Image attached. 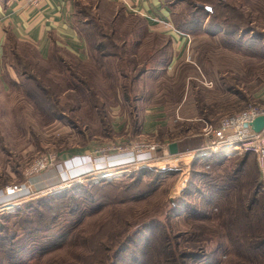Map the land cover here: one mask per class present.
<instances>
[{"label": "rangeland", "instance_id": "obj_1", "mask_svg": "<svg viewBox=\"0 0 264 264\" xmlns=\"http://www.w3.org/2000/svg\"><path fill=\"white\" fill-rule=\"evenodd\" d=\"M222 1L237 12L219 0H168L179 24L202 27L205 6L213 4L208 25L250 19L254 29L224 40L194 34L173 69L167 68L168 39L148 32L142 16L104 0H76L74 24L89 49L85 60L61 53L64 61H43L33 58L30 43H7L2 76L9 89L0 91V225L6 228L0 230V264H9L8 245L24 242L48 245L40 258L24 252L20 264H264L256 153L232 154L234 147L230 158L192 154L205 143L193 136L203 120L217 124L251 105L264 106V97L255 96L264 93V0ZM75 77L82 85L72 88ZM158 107L160 133L142 132L146 109L155 114ZM173 141L182 152L170 154L167 142ZM88 143L94 147L84 152ZM47 153L57 161L27 174ZM121 155L127 160L116 161ZM86 159L94 166L89 170ZM12 184L25 188L7 195ZM82 184L74 197L53 195Z\"/></svg>", "mask_w": 264, "mask_h": 264}, {"label": "crops", "instance_id": "obj_2", "mask_svg": "<svg viewBox=\"0 0 264 264\" xmlns=\"http://www.w3.org/2000/svg\"><path fill=\"white\" fill-rule=\"evenodd\" d=\"M109 4L120 6L126 12L137 14L145 19L148 32L164 35L171 45V55L168 56L167 68L173 69L178 59L191 47L194 34L179 29L176 26L173 9L167 0H104ZM76 0H0V91L9 89L7 80L2 76L4 46L11 33L20 41L33 44L44 59H49L54 53H66L81 60L88 56L89 49L86 42L74 24ZM220 29L216 34H220ZM191 50V48H190ZM255 96L262 99L264 93L256 92ZM117 108V109H116ZM114 110H118L116 107ZM146 109L145 118L141 122L142 132H159L162 121L157 119L161 108ZM159 110V111H158ZM148 111L149 114L148 115ZM162 112V111H161ZM202 131L193 136L202 135L205 140L202 145L192 150L196 152L208 146L210 137L204 134L206 122L213 123L210 119L203 120ZM116 129L115 122L112 123ZM160 133V132H159ZM170 142H167V147ZM84 152L90 151L94 145L91 143L84 146ZM180 147V144H179ZM181 148V147H180ZM179 148V149H180ZM182 152L179 150V153ZM168 154V153H165ZM126 155L116 156L115 160L126 159ZM87 160V159H86ZM127 160V159H126ZM88 165L84 170L92 167V161L87 160ZM96 165L100 166L99 163ZM83 170V169H81ZM1 199V198H0Z\"/></svg>", "mask_w": 264, "mask_h": 264}, {"label": "built area", "instance_id": "obj_3", "mask_svg": "<svg viewBox=\"0 0 264 264\" xmlns=\"http://www.w3.org/2000/svg\"><path fill=\"white\" fill-rule=\"evenodd\" d=\"M264 116V106L255 104L239 112L222 117L217 124L206 122L204 134L210 137L207 147L192 152L195 156H210L218 151L226 155L228 149L240 146L232 154H239L243 151H253L257 155L259 170L261 173L264 189V127L260 132L255 131L250 123L258 116ZM151 148H155L152 145ZM55 153H47L36 159L27 169V174L37 173L57 161ZM23 184H12L6 188L7 195H18L23 192Z\"/></svg>", "mask_w": 264, "mask_h": 264}, {"label": "trees", "instance_id": "obj_4", "mask_svg": "<svg viewBox=\"0 0 264 264\" xmlns=\"http://www.w3.org/2000/svg\"><path fill=\"white\" fill-rule=\"evenodd\" d=\"M167 2H168V0H167ZM219 2H220L221 5H225L223 7H226V6L227 7H230L233 11H236L237 12V7L235 5H232L230 3L225 4L224 1H222V0H219ZM168 3L171 6V3L170 2H168ZM75 8H76L75 9V15H76V12H77V3H75ZM171 8H172V6H171ZM205 8L209 12L207 13L206 18L204 19V21L201 22V23H198V25H200L202 27H198V26L197 27H192V26L191 27L190 26L188 27V26H185V24H183V23H181V24L177 23V21L175 20L176 26L179 29H182L184 31L190 32L192 34L201 33V34H205V35H208L210 37L212 36L214 38H218V39H221V40H224V38H227L228 36L229 37H233V35H236V34L237 35H243V34L244 35H247L248 33L252 32L254 30L253 27H251V25H249V20L250 19L247 22L243 21L244 24H239V23H234V24L233 23H229V24H226L227 21H225L224 19H222V20L212 19L211 22H210V25H208V22H209V19H210L209 17H210V15L214 11V6H213V4L206 5ZM218 29H220V32H219L220 34H218V33L216 34V32H217ZM78 31H79V29H78ZM12 39L18 40L15 36H13L11 33H9L8 34L7 42L5 43V46H4V54H3V57L5 55V49H6L7 43L10 40H12ZM18 41H20V40H18ZM25 42H27V41H25ZM28 43H30V42H28ZM31 45L33 46V51H34L33 58H39V59H41L43 61H55L56 59H60L61 61H64L63 56L59 55V54H61L59 52L54 53L53 56L51 58H49V59H44V58H42L40 56L38 49L33 44H31ZM241 46L242 47H240V48H244L245 45H241ZM248 46L249 45L245 46V48H247ZM251 46H253V45H251ZM17 59H19V58H17ZM28 80L35 81L36 82L35 84H36L37 88L40 89L42 91V93L47 94V90L45 89V86L43 84H40L41 83L40 81L37 82V78H35L34 76H30V78H28ZM81 81L77 77H75V79H72V85H73L72 88L80 87V85H82V82ZM15 83H17V82H15ZM35 94L36 93H34L33 91L28 92V95L37 97ZM37 104H38V101H37ZM239 147L240 146H238L236 150H238ZM250 152L255 154V152H253V151H243L242 153H239V154H243V153L246 154V153H250ZM210 157L211 158H214V157H217V158H219V157H221V158H230L223 151H218L216 153H213L212 155H210ZM231 157H233V156H231ZM84 186H85V184L77 185V186H72V187H67L63 191L58 192V193L53 194V195L54 196H59V197H62V196H72L71 194H74L75 190H78L79 188H83ZM72 197H74V196H72ZM6 214H8V213H6ZM4 229H6V228H4V227H2L0 225V230L3 231ZM26 245H27L26 242H24V244H20V245L18 244L16 246L8 245V249H4L5 250L4 253H5V257H6L5 259H6V261L9 264H20V262L21 263L22 262H25L26 259H27L25 256H27V255H24V252H26V251L27 252H30V253H33V254L28 255V256L32 257V256H34L35 253H38L37 256H38V258H40L41 256H43L42 254L44 253V249H45V247L48 244L47 245H42L41 247L38 244L37 245H34V246H26ZM24 246H26V247H24Z\"/></svg>", "mask_w": 264, "mask_h": 264}, {"label": "water", "instance_id": "obj_5", "mask_svg": "<svg viewBox=\"0 0 264 264\" xmlns=\"http://www.w3.org/2000/svg\"><path fill=\"white\" fill-rule=\"evenodd\" d=\"M250 125L252 126V128L255 131L260 132L263 129V127H264V116L261 115V116L256 117L250 123ZM168 148H169L170 154H172V155H175V154L179 153V146H178V143L175 142V141L169 143Z\"/></svg>", "mask_w": 264, "mask_h": 264}, {"label": "bare ground", "instance_id": "obj_6", "mask_svg": "<svg viewBox=\"0 0 264 264\" xmlns=\"http://www.w3.org/2000/svg\"><path fill=\"white\" fill-rule=\"evenodd\" d=\"M238 146H236L235 148H237ZM232 148H234V147H232Z\"/></svg>", "mask_w": 264, "mask_h": 264}]
</instances>
